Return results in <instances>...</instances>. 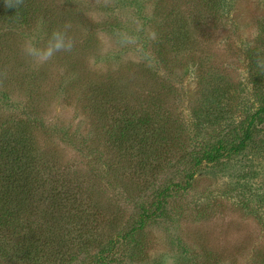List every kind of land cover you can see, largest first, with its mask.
<instances>
[{
	"label": "rangeland",
	"instance_id": "obj_1",
	"mask_svg": "<svg viewBox=\"0 0 264 264\" xmlns=\"http://www.w3.org/2000/svg\"><path fill=\"white\" fill-rule=\"evenodd\" d=\"M158 3L47 1L46 8L56 6L63 15L58 28L70 25L68 32L74 41L71 51L58 52L47 61L24 54L26 42L38 48L47 46L50 36L43 21L33 32L13 29L1 39L6 45L0 58L6 55L7 61L0 62V122L20 115L17 110L21 109L3 101L4 92L21 86L24 94L39 87L40 107L35 110L48 119L45 130H38L41 146L87 190L81 204H86L83 209L93 215L92 226L74 233L69 250L61 253L65 261L73 254V264L96 253L93 247H84L85 241L96 245L130 230L138 207L151 202L152 188L182 179L187 171L185 158L195 149L194 143L204 138L190 122L203 88L211 90L229 83L235 88L240 83L238 91H248L257 73L251 70L249 49L263 36L264 0H236L226 15L212 14L203 0H162L164 10L156 12ZM175 9L191 23L200 49L193 56L166 51L167 70L154 60L159 57L153 53L158 47L157 34L165 32L164 17ZM30 64L32 74L26 71ZM96 80H115L120 88H128L133 106L143 103L138 100L140 96L162 104L161 113L173 141L162 161L154 164L156 172L141 175L135 167L138 161L130 160V156L120 160L114 145L107 141V129L87 107L90 87ZM253 165L255 170L249 176L248 150L218 167L201 170L188 195L171 200L166 220H159L118 250L121 264H264V225L259 221L264 217V199L249 192L252 187L264 195V158ZM251 210L260 211L259 218ZM20 235L28 234L23 231ZM14 240L19 242L0 237V247ZM138 242L144 252L136 249ZM43 254L38 261L26 264H58L56 250ZM0 264L20 263L0 258Z\"/></svg>",
	"mask_w": 264,
	"mask_h": 264
},
{
	"label": "trees",
	"instance_id": "obj_2",
	"mask_svg": "<svg viewBox=\"0 0 264 264\" xmlns=\"http://www.w3.org/2000/svg\"><path fill=\"white\" fill-rule=\"evenodd\" d=\"M47 1L20 0L17 3V0H0V32L5 29L0 34V54L4 53L6 45L1 39L13 29L33 32L43 21L48 26L46 34L51 36L63 15H59L56 6L46 8ZM203 1L207 10L219 15H226L236 3V0ZM161 2L159 0L156 12L164 10ZM169 13L164 17L165 32L161 30L157 34L158 47L153 53L159 57L154 60L167 70L170 68L164 58L166 51L175 56H193L200 49L191 23L182 11L175 9ZM262 27L260 43L249 49L251 70L253 73L257 71L251 78L252 88L239 92L240 83L235 88L234 84L229 85L231 83L211 90L203 88L199 105L190 113V122L196 133L204 138L194 143L195 149L185 158L187 171L182 179L152 188L151 202L138 207L130 230L120 231L114 238L96 245L90 240L89 243L85 241L84 247H93L96 253L80 264H121L118 250L159 220H166L171 200L177 195H188L204 168L218 167L226 159L249 150V176L250 171L255 170V160L264 158V25ZM16 50L20 52L18 48ZM4 61H7L6 55L0 58L1 63ZM26 67V71L34 73L32 64ZM38 88L23 94V88L16 86L12 92L7 90L2 94L3 101L21 109L17 110L20 115H12L11 119L0 122V237L9 241L19 239L17 244L14 240V245L0 247V258L26 264L38 261L44 251L54 249L58 253L55 255L58 264H73V254H70L69 261H65L61 253L69 250L74 233L92 226L90 219L93 215L83 209L86 204H81L87 193L85 185L71 177L69 169L62 168V164L41 146L38 130H45L48 119L35 110L40 107ZM126 89L120 88L115 80H96L90 87L91 100L87 107L94 119L100 120L107 129V141L114 145L120 160L125 161L130 156V160L138 161L135 167L141 175L156 172L158 167L154 164L162 161L173 141L168 133V122L161 113L162 104L140 96L138 100L143 103L133 106ZM210 130L215 132L213 136L208 133ZM204 132L207 133L204 135ZM151 161L153 164H149ZM253 191L255 197L260 195L259 200L261 196L264 199L260 191L249 187V192ZM251 213L256 217L261 215L258 210H251ZM259 221L264 225V217ZM23 231L28 235L19 236ZM135 246L139 252L143 251L141 242Z\"/></svg>",
	"mask_w": 264,
	"mask_h": 264
},
{
	"label": "clouds",
	"instance_id": "obj_3",
	"mask_svg": "<svg viewBox=\"0 0 264 264\" xmlns=\"http://www.w3.org/2000/svg\"><path fill=\"white\" fill-rule=\"evenodd\" d=\"M20 0H17L19 3ZM15 7V5H13ZM70 25H65L62 28H58L51 33L47 46L44 48H38L34 46L30 41L25 43L24 54L30 59L36 61H47L52 56L61 51H71L74 46V41L69 35L68 29Z\"/></svg>",
	"mask_w": 264,
	"mask_h": 264
}]
</instances>
